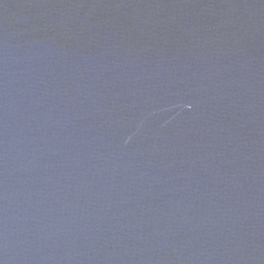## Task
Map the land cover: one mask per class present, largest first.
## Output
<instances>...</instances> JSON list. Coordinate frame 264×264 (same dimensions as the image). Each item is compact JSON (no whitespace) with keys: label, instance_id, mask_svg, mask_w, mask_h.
<instances>
[{"label":"water","instance_id":"95a60500","mask_svg":"<svg viewBox=\"0 0 264 264\" xmlns=\"http://www.w3.org/2000/svg\"><path fill=\"white\" fill-rule=\"evenodd\" d=\"M0 264H264V0H0Z\"/></svg>","mask_w":264,"mask_h":264}]
</instances>
